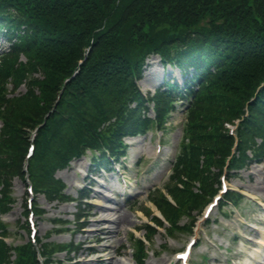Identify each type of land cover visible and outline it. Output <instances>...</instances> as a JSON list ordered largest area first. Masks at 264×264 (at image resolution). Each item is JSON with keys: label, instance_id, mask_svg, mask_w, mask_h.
Returning <instances> with one entry per match:
<instances>
[{"label": "trees", "instance_id": "obj_1", "mask_svg": "<svg viewBox=\"0 0 264 264\" xmlns=\"http://www.w3.org/2000/svg\"><path fill=\"white\" fill-rule=\"evenodd\" d=\"M0 16L22 29L3 56L0 76L43 75L30 80L38 92L30 88L2 115L7 135L0 145L9 161L3 172L22 175L28 130L50 115L30 165L36 189L56 186L52 168L71 154L110 146L146 119L135 79L149 54L192 68L178 92L193 94L186 133L192 144L181 154L184 173L206 191L218 178L211 166L225 164L233 143L224 123L244 116L248 107L237 127L241 149L264 132V86L249 101L264 81V0H0ZM22 52L27 62L16 64ZM175 85L168 82L154 96L158 115L170 107ZM5 250L0 241V260L7 259Z\"/></svg>", "mask_w": 264, "mask_h": 264}, {"label": "rangeland", "instance_id": "obj_2", "mask_svg": "<svg viewBox=\"0 0 264 264\" xmlns=\"http://www.w3.org/2000/svg\"><path fill=\"white\" fill-rule=\"evenodd\" d=\"M7 46L8 43L6 42L0 47V52L2 51L1 49H6ZM155 66L156 67H148L146 73L138 80V84L145 94L155 91L154 87L152 88V84L158 80V77H155L154 73L157 68H160L159 65L155 64ZM25 89V86H21L15 92H24ZM9 91H13V87L10 86ZM183 119L184 115L182 111H178L177 109V111L173 112L170 120L166 122L167 133L163 137L161 136V138V130H157L154 134L149 132V134L145 136H126L124 141L127 147L122 151L120 168L124 177L131 181L130 185L136 186L135 189H133L135 190L134 192H137L135 197L131 200L129 199L128 202H124L121 196H118L117 204L114 203L115 201L113 200H108L106 202L102 192L91 189L88 202H84L83 204L79 202L81 204L79 208L84 211L83 214H87L89 223L98 216H101L103 210H101L99 206L107 203L117 206L115 210L107 209L111 216L115 217L118 213L123 212L129 218L127 224L122 226L117 236L114 237L115 242L109 241L112 246L109 252L106 254L104 253L102 256H115L114 259H120L122 255L119 254H123L131 258L132 248L130 246L128 248L126 244H130L132 237L147 236L149 233L146 234L144 229H141L139 232H134L132 231L134 230L133 227L137 226L138 229L144 227V222L150 219V217L147 218V216H145L143 211H145L147 215L153 212L156 214L150 199L155 198V196L158 198L160 193L159 189H156L149 194L150 190L154 188V186L162 187V184L165 182H168L171 186L178 184L182 187L180 181L182 177L168 180V176L171 174L172 164L179 148ZM223 127L225 129L228 128L227 123H224ZM33 132L34 131L31 129L29 132L30 135ZM228 132H230V130H228ZM30 138L32 140L35 139L34 136ZM260 141L261 139H259L258 142L260 143ZM30 157H32V155L27 158L30 159ZM139 158V163L134 164ZM91 159L90 155L83 156L80 159L74 160L69 167L56 172V176L65 181V191L68 194L74 197L78 196L77 190L84 185L96 187L102 191H109L111 194V191L108 190L107 187L100 186L95 180L84 179V173L91 170L89 169L92 163ZM240 174V177L230 176L228 185L233 189L241 188L242 192L246 191L249 195L264 203V157L261 162L252 163L248 169L241 170ZM97 178L107 182L110 186H113L116 181L114 174L111 172H107L106 176L104 175V180L99 176H97ZM183 179H185V177H183ZM187 187L191 190L192 194L200 193V187L197 181L187 184ZM187 187L183 189V191L185 190L182 194L183 197L189 194V189H187ZM11 188L12 195L15 198L14 207L3 214L2 217L9 228V234L6 240L14 244H19L29 240L27 229L19 226L20 224H25L26 219V217H24L25 206L23 205L27 195L25 193L26 181L16 176L12 180ZM129 188L131 189L132 187ZM29 193L32 195V200L36 202L37 205H41L42 209L45 210L44 214H33L35 227L37 229L36 237L45 239L48 233H50V237L47 240L63 243L69 242L75 247L77 243L75 240L76 236L80 235L77 230L79 229L77 218L74 219V212L77 210L75 206L76 203L49 202L42 192L38 195L32 192ZM239 204V211L243 210V205L247 206L244 200ZM196 208L187 210L189 209L188 205H185L183 208L177 209L176 212L177 218L180 219L179 221L181 224L185 222L188 213L197 215V219L199 220L193 234L196 237V244L192 251L190 264H258V260L264 262V220H259L261 214L258 211L259 206H257L256 203L251 205L245 217L246 219L241 217L237 209L231 206L230 208L232 211L228 210L229 214L225 217L218 214V208L215 207L206 221L203 218V214H201L202 211L197 212ZM96 211L98 212L94 214ZM55 220H60V222L55 223ZM254 221L262 225L258 226V229L261 231L254 228L252 229L247 225V223H253ZM106 224H109L113 228L117 225L113 221H108ZM86 226H90V224L87 223ZM148 231L151 233L153 230ZM158 231L157 234L151 233V242H147V247L153 251H151L150 254L147 252L144 264H149L150 262L153 264H177L173 253L181 249L192 235L176 231L177 236L173 239L169 237L162 228H159ZM88 236L92 237V233H88ZM80 244H82V242H80ZM83 248L86 249H84L83 252L79 251L76 253V258L83 257L87 255V253H90L87 247ZM95 249L101 250L103 248L98 247L97 244ZM67 255L73 256L74 251L68 252V254L65 251L58 254L60 259H65ZM130 264H134L133 259H131Z\"/></svg>", "mask_w": 264, "mask_h": 264}, {"label": "bare ground", "instance_id": "obj_3", "mask_svg": "<svg viewBox=\"0 0 264 264\" xmlns=\"http://www.w3.org/2000/svg\"><path fill=\"white\" fill-rule=\"evenodd\" d=\"M107 207H105V208H107ZM113 219L114 218L112 216H110V213H107L106 215L98 216L97 219H96V222H94V223L97 224L98 221H100V220L108 221V220H113ZM114 220H115L114 222H116L118 224V229H120V228L122 229V226L127 224L129 218H128V216L126 214L120 213V214H118V217L116 219H114ZM104 223H106V222H104ZM118 232H119V230L113 231L109 227L106 228V229H104L103 227H100V228H98V233L93 235L94 236L93 239L96 240V241L97 240L98 241H106L108 239L114 238L116 236L115 234L118 233ZM125 261H126L125 259L120 258V259L116 260L114 264H123ZM149 264H153V263H149Z\"/></svg>", "mask_w": 264, "mask_h": 264}]
</instances>
